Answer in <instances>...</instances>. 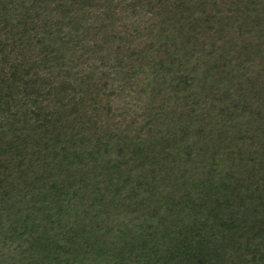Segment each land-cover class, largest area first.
<instances>
[{
	"label": "trees",
	"instance_id": "trees-1",
	"mask_svg": "<svg viewBox=\"0 0 264 264\" xmlns=\"http://www.w3.org/2000/svg\"><path fill=\"white\" fill-rule=\"evenodd\" d=\"M0 264H264V0H0Z\"/></svg>",
	"mask_w": 264,
	"mask_h": 264
}]
</instances>
